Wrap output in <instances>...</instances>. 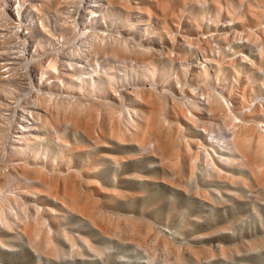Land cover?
Returning a JSON list of instances; mask_svg holds the SVG:
<instances>
[{
	"label": "rangeland",
	"instance_id": "1",
	"mask_svg": "<svg viewBox=\"0 0 264 264\" xmlns=\"http://www.w3.org/2000/svg\"><path fill=\"white\" fill-rule=\"evenodd\" d=\"M150 1L152 0H141L139 6L144 7V11L141 13L126 7L121 10L116 8L119 12L116 15L113 13L114 15L110 16L111 19L108 17L106 21L101 20V26L94 23L86 25L87 32L82 38L93 37L98 32L106 34L109 39L122 34L121 36L124 35L126 39L129 38L128 43L131 44L127 43L129 46L139 47V45L144 44L146 47L159 50L161 52L158 53L160 57L158 54L156 55L159 60L158 66L163 64L166 66L164 67L165 71H167L165 72L167 80L165 77L163 79L168 81L172 77L171 85L166 84L165 80L164 85L160 84L167 94L171 93L173 97H176L177 102L179 100L180 106H183V103L185 105L189 90H192L187 89L181 93H173L177 87L179 89V86L183 89L188 86L185 84L186 82L178 84L176 81L173 82L175 69L181 59L179 57L183 55L180 54L177 57V54L180 53L177 50L180 42L188 49L184 56L190 54L193 57V61H188L185 58L189 63V72L192 71L191 68L194 69L193 66L196 64L205 65L208 68L210 78L202 83L206 84L207 89H212L216 93L221 92L218 87L230 83L232 67H238L237 65L240 64L241 68L245 67L250 70L251 66L264 65V0H240V3L238 0H221L220 3L218 1L220 4V6L218 5L220 8L217 6L219 8L218 14L214 5L208 0L205 3L203 1V3L197 2V4L188 0H181L178 8H175L174 11L175 15L178 14L179 17L177 22L176 20L171 21L166 14L168 12L165 11L172 6L171 0H167L168 6L165 10H162L161 7L164 5L157 7L158 3L155 4L154 0L151 3ZM69 2L71 1L69 0ZM157 2L160 5V0ZM182 3L184 4L181 6ZM0 4L2 5V2ZM133 5L135 6V4ZM249 6L257 9L256 12L259 14L254 13L257 17V21L253 22L254 25L251 24V19L248 16ZM146 8L148 11L145 10ZM125 9L129 11L124 12ZM61 11L65 13L69 11L72 17L68 19L79 24L82 23L81 18L87 17L84 12L76 11L74 8L67 10L63 8ZM5 14L7 20L11 19L6 11ZM157 14L159 17L156 16ZM164 15H166L165 18ZM190 15L195 17L196 23L199 22L198 28L200 30H196L194 21L190 20H193L194 17L191 18ZM48 16L49 18H46L45 23L46 27L55 37L61 38L55 46L61 52L68 46L63 45L61 33L76 38L79 36V28L77 27L73 33L70 28L63 26L62 22L67 20L60 14L47 13ZM129 18H131L130 20L141 18L146 23L143 27L141 25L138 29L126 31L124 29L128 25L127 19ZM186 19L190 21L189 26H186L189 22ZM86 20L85 22L88 23L89 19ZM236 20H241L240 23L250 32L252 30L248 37L249 40L252 38L250 41L243 31L236 32L238 28H235V22H233ZM163 21L165 22L163 23ZM191 22L193 25L191 27L195 28V32L188 35V29L193 30L190 28ZM233 31L236 35L233 34ZM182 35L192 36L196 38V41L199 37L197 42L203 48L196 41L190 43L191 47L186 46L184 39H181ZM78 40L77 38L74 41L77 42ZM74 41L70 46L74 45ZM203 41H207V44ZM171 58L175 59L172 60ZM177 58H179V62ZM207 59L211 62H206ZM89 61V68L92 69L96 66L94 68L96 70L100 64L109 62L106 57L101 56ZM218 61L221 63L224 61L225 64H222L226 65L224 66L226 69H222L221 76L218 75L219 79L214 75ZM227 61H231V65L234 63L230 70L228 66L231 65L230 63L228 65ZM235 62L239 63L236 64ZM112 63L111 65L114 64L115 66L119 64ZM122 65L117 67L123 69L121 68ZM117 67L116 69H118ZM261 77H264V72L253 75L250 81L255 78L261 79ZM225 78L229 82H225ZM255 80L252 84L255 83ZM22 82L24 83L26 80ZM217 82L220 85H217ZM222 82L225 83L222 84ZM27 87L25 86L23 91L20 90L19 93L15 92L8 97L0 93V106L21 105L30 93L29 90L34 88V86L30 89ZM125 87H131V85L127 84ZM53 93L60 94L58 91ZM262 93L264 94L263 89L261 94H255V96L261 95L260 98L264 100ZM16 94L18 98H14ZM164 94L162 95L164 96ZM107 100L110 99L107 98ZM256 104H262V102L257 99L252 100L251 108H246V110L254 109L253 105ZM166 112L167 110L164 109L165 118L168 117ZM4 117L0 116V127L5 125L8 129L10 120L13 121L14 118ZM125 125L128 124L121 126L123 133L120 135L112 131L96 130L97 136H92L91 141L86 135L84 137L81 132L72 131L73 134H71V130H69L65 132L68 144L66 147L60 146L55 139L50 138L46 139L48 143L46 141L37 143L36 151H39L40 154V159L37 161L43 160L46 146H52L50 148L52 152L46 155L48 159L63 161L62 154L66 155L64 159L67 161L64 160L63 163L67 166L64 165L63 168L65 169L61 172H66V167L73 165L72 169L76 171L81 183V201L84 209L75 208L65 198L55 199L48 196L45 191L37 190L39 191L37 192L30 187V184L27 186V184L18 183L16 179H8L6 182L4 181L5 183L1 182L4 185H0V264H264V166H260L256 172L253 170V173L250 172L251 169L244 165L242 157L240 158L237 153L234 154L232 149L225 148L223 141L212 136H204L205 144L197 139L196 143L201 142L204 146L196 144L191 147L192 145H189L187 154L185 153L183 156L176 152L169 158L164 159L160 156L159 158L157 154L151 155L152 152L149 151L151 148L148 145H143L140 141H131L132 135L136 133V128H131V130ZM4 128H1L3 132L0 131V135L2 134L0 136L1 166L2 161L7 157L8 151L4 148L7 147L6 139L11 127L6 132L7 129L4 130ZM256 129L257 127L255 133L262 137H260L262 143L264 128ZM210 132L212 135L215 134L213 131ZM182 134L181 137L184 141L182 143H185L189 137L184 133ZM107 138L114 139L108 142ZM124 138L127 140L124 141ZM51 141H53V145ZM126 142L127 145H125ZM105 144L112 147L106 151L113 154L115 159L119 161L117 164L107 161L108 168H103L102 175H99L102 176L100 180L93 177H83L82 171L88 167L90 158L98 159L101 150H105L101 145ZM262 146L264 161V148ZM120 161L121 163H119ZM100 162L104 163L102 160ZM100 165L98 166L101 168L102 164ZM43 166L45 168L44 163ZM99 170L96 171V175L99 174ZM14 181L22 185L16 186ZM26 188H28L29 193L32 192L31 196L30 194H27L29 196L23 194ZM47 208H52L51 210H54L56 214H50Z\"/></svg>",
	"mask_w": 264,
	"mask_h": 264
},
{
	"label": "bare ground",
	"instance_id": "2",
	"mask_svg": "<svg viewBox=\"0 0 264 264\" xmlns=\"http://www.w3.org/2000/svg\"><path fill=\"white\" fill-rule=\"evenodd\" d=\"M70 1L72 3L69 2V0H0V3L2 2V5L0 4V19L3 18V21L1 20L2 22H0V93L8 97L13 93L15 94V92L19 93L20 90L23 91L25 86H28V89L34 86L33 89L29 90L30 93H28L26 100L23 101L21 105L17 104L18 101L16 106H0V110L9 112L3 113L0 111V116L14 118L13 121L10 120V125L7 124L11 127H9L10 129L8 128L10 131H8L5 125H1L0 127V131L2 130L1 128L5 127L4 130L7 129L5 132L8 131L9 133L6 139L7 147L4 148L8 151L7 157L2 161V166L0 164V185L2 184L1 182L5 183L8 179H16L18 183L27 184V186L30 184V187L36 191H45L48 196L52 198H65L71 205L79 210L84 209L81 201V183L76 171L72 169L73 165H68V167H66V172H61L65 169L63 166H67V164L63 163L66 155L62 154L63 158H61L63 161L48 159L46 155L52 152L50 149L52 146H46V152L43 154L44 161L41 158L43 162L40 160L39 162L37 161L40 159L39 151H36V146H38L37 143L39 141L41 143L42 141L45 142L46 139L50 138L55 139L60 146L66 147L68 144L65 132L69 130H71V134H73L72 131H79L84 134V137L85 135L87 138L89 137L88 140L91 141V137H95L96 135V130L112 131L120 135L123 133L122 127L124 124H128L125 125L127 128H136V133L132 135L131 141H140L143 145H148L151 148L149 151L152 152L151 155L153 156L157 154L158 157L160 156L165 159L175 155L176 152L183 156L185 153L187 154L189 145L193 147L197 144V139L205 144L206 141L204 136H212L213 138L223 141V146L225 148L232 149L234 154L237 153L240 158L242 157L244 165L251 169L250 172H256L260 166H264L261 151L262 145L264 148V140L261 143V136L255 133L256 127L257 129H259V127L264 128V100L260 98L261 95L257 96L261 94L262 89L264 90V77H261V79L255 78L256 80L252 79L253 81L255 80L253 84V81H250L253 75H257L258 72H264V65L251 66L249 70L245 67L241 68V65L238 64L239 62H235L238 64V67H232L234 63L232 62L233 64L231 65V61H227L228 65L229 63L231 65L228 66L229 70L230 67H232L231 73L229 72L232 81L229 80L230 83L228 85L217 86L220 88L221 92L216 93L212 89L208 88V90L205 86L206 84L202 83L210 78L208 68L205 65H202V63L198 65L194 64V69L191 68L192 71L189 72L188 61H193V57H191L190 54H187L189 57L187 55V57L184 56L188 49L180 42L179 48H177L180 53L178 52L179 54H177V57L180 54L183 55L179 57L181 58L180 62L178 60L179 58H177L179 65L177 64L178 66L175 69L173 82L176 81L177 84L186 82L185 84H188V86H186L187 88L185 89L181 86H179L178 89L176 86L177 90L173 93H181L187 89H192L189 90V93L187 91L188 98L185 100V105L183 103V106H180L179 100L178 103L175 100L176 97H173L171 93V95L169 93L167 94L163 89L162 85H164L163 83L166 79L165 72L167 71H165L166 69L164 67L166 66H163V64L158 66L159 60L156 55L161 53L159 50L151 49L149 46H144V44H142V46L139 45V47L137 45V47H135V45L129 46L131 45L130 42L128 43L129 38L126 39L124 35L121 36L122 34L109 39L106 34L98 32L99 34L97 33L93 37L89 36L84 39L82 38L85 32H87L86 25L88 26V24L94 23L101 26V20L106 21L108 17L110 18L111 15H116L119 12L116 8H120L121 10L126 7L141 13L144 11V7L142 8L139 6L141 0ZM152 1H150V3ZM179 1L181 0H171L172 6H170L169 10H165L168 6L166 4L167 0H160V5L157 0L153 2H156L155 4L158 3L157 7L164 5L165 7L161 6L163 8L162 10L168 13L165 11H163V13H166L171 21L176 20L177 22L179 17L177 13V15H175L174 11L175 8H178ZM188 1L191 3L195 2L196 4L202 1L204 3L207 2V0ZM208 1L214 5L218 14L221 0ZM238 2L240 3L241 1L238 0ZM131 3L135 4V6ZM183 4L184 3H182L181 6ZM217 6L219 8H217ZM63 8H65V10L74 8L76 11L84 12L87 17L81 18V24L75 23L74 20L68 19L72 17L69 11L66 13L61 11ZM252 8L251 6L248 8V16L251 19V24L257 21V17H255L257 9ZM210 9L212 10L211 6ZM127 10L125 9L124 12H127ZM145 10L148 11L147 8ZM5 11L9 14L11 19L9 18L7 20ZM47 13L60 14L67 20L62 22L63 26H65V28H70L73 33L77 27L79 28V36L76 38H71L70 36H66L67 34L61 33L63 45H68L61 52L55 47L61 38L55 37L46 27V18H49V16L47 17ZM153 13L156 14L154 11ZM178 13L180 14V12ZM65 14L67 15L64 17ZM190 14L195 15L193 13ZM128 15L130 16V14ZM257 15L259 14L257 13ZM156 16L159 17L158 14ZM165 16L166 15L163 17L165 18ZM190 17L193 18L194 16L190 15ZM86 19H89L88 23L85 22ZM130 19L131 18L127 19L128 25L124 29L126 31L138 29L141 25V27H143L144 23H146V21L144 22V19L141 18L138 20ZM190 20L192 22L194 21V27L198 31L199 22L196 23L195 17L193 20ZM164 22L165 21H163V23ZM192 22L190 28L193 27ZM233 22H235V28H238L236 32L240 33V31H243L248 39L252 30L250 32L249 29H246V27L240 23L241 20ZM189 24L190 21L186 26H189ZM164 26L163 29H165ZM195 28H192L193 30L188 29V35L194 34ZM122 30L119 29V31ZM233 34L236 35L235 32ZM188 35H182L181 39H184L182 40L186 42V46L191 47L190 43H195L194 41H196V38ZM222 35L224 36V34ZM77 38L79 40L75 42L74 40H77ZM197 39L199 40V37H197ZM73 41L75 42L74 45L70 46L73 44ZM205 42L207 44V41ZM201 48H203V46H201ZM189 52L191 51L189 50ZM174 53L176 54L177 51ZM100 56L103 58L106 57L109 62L100 64L98 70L94 69L96 66L90 69L88 65L90 64L89 60ZM173 57L174 55L172 58ZM185 58L188 61H186ZM87 60L89 62H86ZM224 61L222 63H224ZM112 62L119 64L115 66ZM206 62L211 61L207 59ZM111 63L113 65H111ZM222 63L219 61L216 62L217 68H215L214 75H216L215 77H218V79L222 74V69H226L224 68L226 65ZM120 64H124L121 67L123 69L119 68ZM116 67L118 69H116ZM164 77L165 79H163ZM171 78H169L168 81H166V79L165 83L171 85ZM23 79L26 80V82L23 83ZM194 80H196V82H194ZM226 81L228 80L226 79L225 82ZM157 82L162 85L160 84V86H158L159 84ZM224 83L222 82V84ZM127 84L131 85V87H125ZM217 85L220 84L217 82ZM192 86L195 87L193 88ZM54 91H58L60 94H55L53 93ZM162 94H164V96ZM255 94H257L256 96L259 99ZM15 97L18 98L17 94L14 95V98ZM107 98L110 100H107ZM256 99L262 102V104H256L257 106L253 105L254 109H249L248 112L246 108H249L252 104V100L254 101ZM164 109L167 110L166 115H168L169 118L164 117ZM210 131L215 132V134L213 133L214 135H212ZM182 133L189 137L188 140L186 139L187 141L185 143H182L184 142L181 137V135H183ZM111 139L112 138H107V141L110 142ZM123 140L126 141L127 139L124 138ZM46 142L48 143V141ZM51 142L53 145V141ZM201 142L197 145L202 146L203 143ZM94 144L96 143L94 142ZM125 145H127V142ZM130 145L132 144L130 143ZM101 147L105 150H101L102 152L100 151V155L97 154L99 155L98 159L94 157L92 159L90 158L87 164L88 167L82 171L83 177H93L100 180L102 176L99 175H102L103 168H108L107 161L114 164H117L119 161L115 159L113 154L106 151L110 150L111 146L105 144L101 145ZM189 158L191 159V157ZM99 159L100 161H104V163L106 162V164L101 163ZM43 163L45 164V168ZM119 163H121V161ZM100 164H102L101 168L99 167L101 166ZM97 170H99V174L97 173L98 175L95 174ZM8 182L10 183V180ZM15 182L16 181H14V184L16 186L19 185ZM27 189L28 188L21 190L25 191V193L23 192L25 196H29L27 194L31 196L32 192L29 193ZM51 209H48L50 214H56V212Z\"/></svg>",
	"mask_w": 264,
	"mask_h": 264
},
{
	"label": "built area",
	"instance_id": "3",
	"mask_svg": "<svg viewBox=\"0 0 264 264\" xmlns=\"http://www.w3.org/2000/svg\"><path fill=\"white\" fill-rule=\"evenodd\" d=\"M1 20L3 21V18L0 19V22H2Z\"/></svg>",
	"mask_w": 264,
	"mask_h": 264
}]
</instances>
